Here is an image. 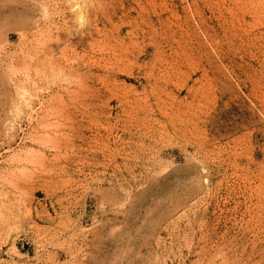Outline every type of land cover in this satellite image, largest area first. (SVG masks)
<instances>
[{
  "label": "rangeland",
  "instance_id": "obj_1",
  "mask_svg": "<svg viewBox=\"0 0 264 264\" xmlns=\"http://www.w3.org/2000/svg\"><path fill=\"white\" fill-rule=\"evenodd\" d=\"M0 264H264V0H0Z\"/></svg>",
  "mask_w": 264,
  "mask_h": 264
},
{
  "label": "bare ground",
  "instance_id": "obj_2",
  "mask_svg": "<svg viewBox=\"0 0 264 264\" xmlns=\"http://www.w3.org/2000/svg\"><path fill=\"white\" fill-rule=\"evenodd\" d=\"M75 5H77V4H75ZM74 7V6H73ZM76 7V6H75ZM77 10L79 9V6L76 8ZM77 12H79L78 14H79V18L81 19L82 18V13H81V11H77Z\"/></svg>",
  "mask_w": 264,
  "mask_h": 264
}]
</instances>
